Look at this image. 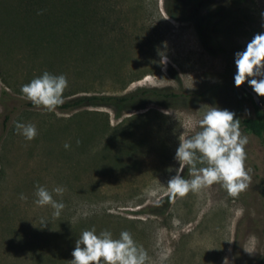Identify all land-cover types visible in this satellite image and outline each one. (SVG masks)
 <instances>
[{
    "label": "rangeland",
    "instance_id": "1",
    "mask_svg": "<svg viewBox=\"0 0 264 264\" xmlns=\"http://www.w3.org/2000/svg\"><path fill=\"white\" fill-rule=\"evenodd\" d=\"M22 3L0 0V264H71L75 240L93 226L114 237L128 230L151 264H223L225 257L264 264V138L241 127L248 137L245 190L232 195L214 183L162 202L179 168L180 135L198 131L209 106L241 121L264 120L253 97L234 84V54L264 31V0H202V14L225 11L208 46L190 16L166 14L165 0H102L100 34L89 29L80 40L65 39L67 27L43 19L40 5L25 13ZM44 71L66 75L64 102L139 89L166 96L119 116L109 106L47 111L20 92ZM16 121L35 124L37 136L18 134ZM181 175L187 178V166ZM38 185L64 186L53 193L65 204L59 217L34 203Z\"/></svg>",
    "mask_w": 264,
    "mask_h": 264
},
{
    "label": "clouds",
    "instance_id": "2",
    "mask_svg": "<svg viewBox=\"0 0 264 264\" xmlns=\"http://www.w3.org/2000/svg\"><path fill=\"white\" fill-rule=\"evenodd\" d=\"M167 48V42H162ZM162 63L167 62V55L160 51ZM236 72L234 84L240 87L245 82L254 92L264 97V31L256 33L242 51L234 54ZM68 79L65 74H53L44 71L21 85L20 92L24 98L37 107L54 111L65 101ZM164 115L170 109L162 110ZM15 130L27 140L34 139L38 130L33 123L16 121ZM199 130L193 135H180L174 159L179 162L176 174L167 181V187L173 195L184 196L192 191L220 183L232 195L248 187L249 174L245 168L247 135L241 132V120L233 111L216 106H209L197 122ZM79 142V141H77ZM70 144L65 142L64 148ZM187 166V178L181 175ZM64 186L48 188L38 185L35 190L34 203L38 206L50 205L53 216L59 217L65 207L62 200L54 199L53 193L63 194ZM21 199L26 197L21 194ZM71 264H151V257L143 245L134 240L128 230H122L114 237L109 230L99 233L93 226L83 230L75 240ZM223 264H229L228 257Z\"/></svg>",
    "mask_w": 264,
    "mask_h": 264
},
{
    "label": "trees",
    "instance_id": "3",
    "mask_svg": "<svg viewBox=\"0 0 264 264\" xmlns=\"http://www.w3.org/2000/svg\"><path fill=\"white\" fill-rule=\"evenodd\" d=\"M24 4V12L29 13V7L40 5L42 12L40 16L46 20L55 19L58 24L67 27L65 39L80 40L82 35H85L89 29L96 34H100L103 28L104 14L102 11V0H21ZM26 4V5H25ZM50 6L60 7V12L52 14L49 10ZM202 0H165V12L173 20L181 21L190 16L194 20L197 32L203 41L208 46L216 43V34L221 22L225 19V11L218 8L215 12L206 14L201 13ZM47 10V11H46ZM187 14V16H186ZM53 16V17H52ZM71 24H74L71 28ZM115 24H113L114 26ZM114 32L115 28H111ZM243 89V88H242ZM243 91L247 93L244 89ZM163 90L157 89H139L132 93L121 96L114 95H86L74 97L73 99L64 102L57 108L63 112L72 111L85 106H109L116 110V115L119 116L123 111L133 108H145L150 97L161 98L166 95ZM249 94V93H247ZM250 95V94H249ZM31 106H35L29 103ZM264 114V112H263ZM12 118L11 115H6L5 121L8 122ZM241 127L255 137L264 138V120L257 118H245L241 121ZM177 195L172 193L166 195L162 202L167 206L174 200Z\"/></svg>",
    "mask_w": 264,
    "mask_h": 264
},
{
    "label": "water",
    "instance_id": "4",
    "mask_svg": "<svg viewBox=\"0 0 264 264\" xmlns=\"http://www.w3.org/2000/svg\"><path fill=\"white\" fill-rule=\"evenodd\" d=\"M240 87H242L247 93H249L253 97L256 105L264 112V105L261 98L254 91H252L247 85L243 84Z\"/></svg>",
    "mask_w": 264,
    "mask_h": 264
},
{
    "label": "bare ground",
    "instance_id": "5",
    "mask_svg": "<svg viewBox=\"0 0 264 264\" xmlns=\"http://www.w3.org/2000/svg\"><path fill=\"white\" fill-rule=\"evenodd\" d=\"M140 84V83H139Z\"/></svg>",
    "mask_w": 264,
    "mask_h": 264
}]
</instances>
